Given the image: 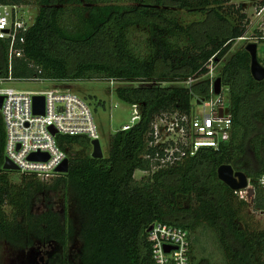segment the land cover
Wrapping results in <instances>:
<instances>
[{"label":"trees","instance_id":"trees-1","mask_svg":"<svg viewBox=\"0 0 264 264\" xmlns=\"http://www.w3.org/2000/svg\"><path fill=\"white\" fill-rule=\"evenodd\" d=\"M228 2L0 0L38 7L25 33L26 59L14 58L11 73L16 78L56 81L197 76L208 70L210 57H223L244 31L245 15L226 6ZM182 12L203 17L186 22ZM137 26L146 29L145 37L132 38ZM7 50L8 41L0 39V76L7 74ZM217 77L228 88L229 140L140 180L133 173L148 168L141 154L151 117L166 109L188 112L193 98H209V77L188 85L116 87L120 100L139 105L140 122L112 134L102 158L91 156L87 136L57 135L69 168L51 184L24 174L20 184L9 181V171L3 168L5 130L0 113V264L4 245L30 248L36 239L62 246L46 264H153L147 230L155 221L190 233L191 264L204 260L194 254L193 245L206 251L200 235L207 230L225 264H264V229L248 220L246 201L217 177L221 164L244 172L253 189L252 207L264 210V191L258 182L264 174V78L252 77L245 46L223 58ZM45 188L62 189L63 205L72 213L64 212L61 219L53 210L32 213V195ZM74 237L80 241L75 258L64 248Z\"/></svg>","mask_w":264,"mask_h":264},{"label":"built area","instance_id":"built-area-1","mask_svg":"<svg viewBox=\"0 0 264 264\" xmlns=\"http://www.w3.org/2000/svg\"><path fill=\"white\" fill-rule=\"evenodd\" d=\"M23 10L22 4L0 3V39L8 41L7 74L0 76V113L5 130L4 160L8 159L14 164L20 174L33 176L37 181L47 184L59 176L60 172L56 169L67 158L66 151L57 143V135H85L91 141L99 140V130L91 108L75 92L55 86L20 90L10 85L18 82H60L39 77L16 78L12 75V60L26 59L25 33L33 23V19L25 18ZM253 12L260 19L254 34H242L237 39L257 44L264 42V0L258 1ZM213 57L207 62V71L211 75L209 98L192 103L188 112L166 109L151 117L145 135V148L141 154L148 162V168L137 169L145 177L174 167L195 156L203 148L217 149L229 140L232 114L227 93L223 90L214 93L213 82L216 76L213 70L217 60ZM108 80L111 83L115 81ZM191 81V76L184 80L187 84ZM33 96L43 97L42 113L34 111ZM131 108L130 122L124 124L121 130L130 129L140 122L139 105L131 104ZM33 154L40 157L33 159ZM258 181L264 185V174ZM249 184L248 178L247 186L234 192H240L239 196L243 199V194L250 190ZM147 231L153 264H191L192 237L186 229L155 221Z\"/></svg>","mask_w":264,"mask_h":264},{"label":"rangeland","instance_id":"rangeland-1","mask_svg":"<svg viewBox=\"0 0 264 264\" xmlns=\"http://www.w3.org/2000/svg\"><path fill=\"white\" fill-rule=\"evenodd\" d=\"M226 6H232L233 9H238L239 12H242L245 17L242 21L244 31L242 34L245 36H251L254 34V28L257 26V21L260 20L256 18L254 14V6L258 3L259 0H228ZM24 15L25 18L35 17L38 7L34 4H26L24 5ZM181 16L185 19L186 22H189L194 19H201L203 16L196 13H185L182 12ZM232 17V16H231ZM232 19V18H231ZM146 35V29L143 26H137L134 31H132V38H143ZM251 42L250 40H236L227 53L217 59L216 66L214 64L213 74L214 76H218V72L223 64V58L229 57L237 48L241 46H245L247 43ZM257 45V58L259 63L264 67V42H259ZM211 75L208 71L201 73L200 75L191 76L192 81H195L199 77H210ZM185 79L181 80H167V79H155L152 80H125V81H114L111 83L108 79H76V80H64L56 83H44L38 84L35 82H18L14 84H10L11 86L20 89V90H35V89H43L46 87H60L61 89H69L72 92L78 94L91 108V111L94 115L96 124L99 130V143L103 153V156H106L108 153L109 147V139L111 135L114 134L117 130H119L124 124L130 122V118L132 115L131 104L120 100L116 94L115 89L118 86H126V87H138V86H148L150 84L158 85V86H166L169 84H184L188 85L184 82ZM191 81V82H192ZM190 82V83H191ZM221 90L226 94L228 88L226 86L221 85ZM228 96V94H226ZM191 103H195L196 99H192ZM9 181L20 184L21 176L17 170H8ZM143 175L138 170L134 171L133 178L136 180H140L144 178ZM53 181L47 183L51 184ZM259 182V181H258ZM261 188L264 191V185L259 183ZM250 189H252V185L249 184ZM253 192V189H252ZM240 192H237L238 198ZM252 193L243 194V199L248 204L246 210V217L251 219L254 224L260 229H264V210L254 209L252 207ZM63 191L60 188H45L41 192H35L32 195L31 201V211L32 213L40 214L41 212L53 210L57 212L60 219L62 218L63 213L66 215L72 213V208L70 206L63 205ZM5 210L7 212L10 211V207L5 205ZM74 227L77 228V221L74 220ZM201 246L203 244V248L206 251L202 252L200 245H193L194 254L197 258L204 257V260L201 264H225L223 261V256L221 251L219 250L217 244L215 243L213 234L211 231L207 230L205 233L200 235ZM80 246V241L77 237H74L71 243H66L64 248L67 250L66 253H70L72 257H77L78 248ZM62 246L61 244H57L55 242H41L37 239L32 247L28 248H14L11 246L4 245L2 249V254L4 258L3 264H46L48 262V257L55 252H61Z\"/></svg>","mask_w":264,"mask_h":264},{"label":"water","instance_id":"water-1","mask_svg":"<svg viewBox=\"0 0 264 264\" xmlns=\"http://www.w3.org/2000/svg\"><path fill=\"white\" fill-rule=\"evenodd\" d=\"M246 51L250 55V73L255 80H262L264 78V67L259 63L257 59V45L254 42H249L245 45ZM213 90L215 94H218L221 90V80L219 77H216L213 82ZM2 97L0 96V106H1ZM33 105L34 111L37 113H42L43 106V97L42 96H33ZM54 133L55 130L52 129ZM92 152L91 156L93 158H102L103 153L100 147L98 139L91 140ZM39 155L33 154L31 158L37 159ZM3 168L6 170H16V166L12 164L8 159L4 160ZM69 168V160L66 158L60 166L57 167V171L60 173H66ZM217 177L223 181L227 186L232 190H239L247 186L248 177L242 171H234L232 166L229 164H221L217 168ZM249 193H252V189L249 190ZM169 250L168 247L165 248Z\"/></svg>","mask_w":264,"mask_h":264}]
</instances>
